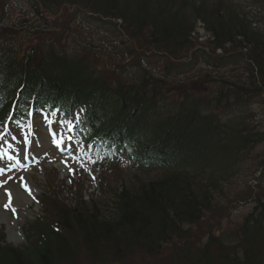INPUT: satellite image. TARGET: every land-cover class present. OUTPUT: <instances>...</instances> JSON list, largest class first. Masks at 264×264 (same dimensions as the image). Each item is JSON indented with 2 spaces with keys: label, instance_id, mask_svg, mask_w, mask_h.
<instances>
[{
  "label": "trees",
  "instance_id": "1",
  "mask_svg": "<svg viewBox=\"0 0 264 264\" xmlns=\"http://www.w3.org/2000/svg\"><path fill=\"white\" fill-rule=\"evenodd\" d=\"M37 1L46 10L62 3L85 5L99 18L84 21L105 30L112 29L111 20H120L124 31L132 36L147 32L152 45L173 56L193 47L199 22L213 51L244 50L253 77H264V32L223 0ZM25 3L39 19L38 28H45L38 4ZM32 47L20 54L0 42V130L19 91L16 120H25L29 108L60 113L65 121L81 112L76 130L85 144H108L107 155L122 151L139 171L162 175L130 190L122 187L108 205L81 201L67 207L52 199L58 218L51 224L33 222L26 247L2 245L0 234V264H75L80 249L92 262H121L133 254L155 255L182 239L170 264H264V202L259 196L235 235L209 234L200 247L184 242L211 211L217 192L238 175L244 155L263 140L241 113L257 88L230 84L218 91L216 102L232 109L224 121L188 94L179 107L161 108L159 92L148 88L146 74L123 70L122 77L134 83L111 85L75 51L68 54L55 42ZM189 69L185 65L175 74ZM169 71L164 73L170 76Z\"/></svg>",
  "mask_w": 264,
  "mask_h": 264
},
{
  "label": "rangeland",
  "instance_id": "2",
  "mask_svg": "<svg viewBox=\"0 0 264 264\" xmlns=\"http://www.w3.org/2000/svg\"><path fill=\"white\" fill-rule=\"evenodd\" d=\"M14 1L0 0L2 45L20 49L18 51L21 54V51L28 47L33 46L32 48L39 50L55 42L56 46L68 54L75 51L77 55H83L100 77L111 85H117L119 82L134 83L131 78L122 77L123 70H128L129 73L138 72L144 76L147 74L146 76L151 79L149 89L157 93L159 91L161 94V96L158 94L157 99L161 108L179 107L180 102L188 94L189 99L194 96L208 112L226 121L232 115L230 111L232 109L228 110L216 102L217 92L226 89L230 84L245 86L251 90L257 88L246 107H242L241 113L245 115L244 123L262 135L263 140L244 155L238 175L217 192L211 211L203 221L191 228L184 242L187 241L190 247H200L209 234L235 235L244 218L253 211L255 198L259 196L264 202V77H253L252 66L245 57L248 53L231 47L221 52L213 51L201 27L197 26L192 39V49L173 56L168 50L152 45L147 32L139 36L130 35L124 31L120 21L111 20L112 29L105 30L90 21H84L86 18L90 20L99 18V15L90 12L82 4L62 3L51 10H46L37 0H32L38 4L45 19L46 27L38 28L39 19L31 15L30 9H25L24 3ZM223 1L248 16L252 28L264 32L262 1H258L259 3L257 0ZM202 51L208 56L211 64L203 61ZM185 65L190 67L185 74H175ZM166 68L171 70L170 76L164 73ZM177 68L180 69L177 71ZM73 118L70 123L73 122ZM44 126L48 127L47 130ZM9 129L20 136L24 150L27 145L30 146L32 156L30 160L38 159L28 167L27 174L35 188L39 189V193L29 194L32 203H24L17 208L23 211L21 217V213L18 216L16 211L11 210L0 200V209L8 213L9 219L12 217L16 221V228L21 233L20 240L15 245L8 241L6 225L0 224V233L4 238L2 245L23 248L31 239L29 226L34 220L41 219L46 224L55 222L58 210L54 203L45 200L49 196L57 197L67 207H72L81 200L85 204L93 201L99 205H108L111 204L114 194L122 187L130 190L162 175L161 172L139 171L119 161H112L106 167L98 166L102 170L101 168L100 171L96 170L97 168L91 164L99 156L88 157L84 152L88 151L89 147H81L76 143H72L71 146L68 144L67 152L58 153L57 138L59 135H65L62 133L65 129L56 116H33L28 125L15 128L10 125ZM10 144L12 143L8 139L0 142V169L5 167L9 169L7 172H0V190H6L13 183H18L20 189L25 191L20 178L24 170L10 168L7 159V153H11L12 149ZM182 240H174L155 255L133 254L121 262L115 260H109L107 263L92 262L80 249L75 264H170L183 246Z\"/></svg>",
  "mask_w": 264,
  "mask_h": 264
},
{
  "label": "bare ground",
  "instance_id": "3",
  "mask_svg": "<svg viewBox=\"0 0 264 264\" xmlns=\"http://www.w3.org/2000/svg\"><path fill=\"white\" fill-rule=\"evenodd\" d=\"M15 156H19V152H15ZM24 183H26V187L29 191H33V186L32 183L30 182L29 179L25 180ZM7 193H9V197L7 198L14 206H20L23 205L25 202L26 203H31V198L29 195L23 191H21L17 185L9 186ZM4 196L0 194V200H3ZM11 222V223H10ZM0 224H5L7 227V234H8V239L11 243L13 244H18L20 240V232L17 231L16 229V221L13 219H9L8 215L3 212L0 209Z\"/></svg>",
  "mask_w": 264,
  "mask_h": 264
}]
</instances>
